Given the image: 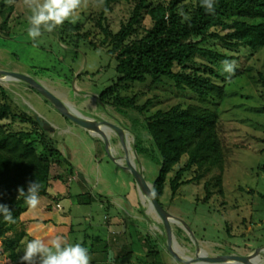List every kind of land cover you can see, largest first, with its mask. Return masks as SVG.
Instances as JSON below:
<instances>
[{"label":"rangeland","instance_id":"obj_1","mask_svg":"<svg viewBox=\"0 0 264 264\" xmlns=\"http://www.w3.org/2000/svg\"><path fill=\"white\" fill-rule=\"evenodd\" d=\"M12 5L14 9L10 12L9 22L0 26V69L33 75L86 117L125 125L132 134L126 154L134 165L144 168L145 176L152 185L159 173L160 155L158 153L154 160L139 152L137 155L135 148L138 138L143 139L147 148L153 145V139L145 128L146 116L177 104L186 107L193 103H209L214 106L215 101L202 100L195 91L179 89L174 80L166 79L161 84L150 80L144 83L123 82L128 87L124 91L137 93L140 103L152 101L145 114L105 106L100 101L101 92L118 82L121 76L116 70V59L105 48H95L86 39L79 47L66 44L61 34L62 26L51 33L43 32L33 42L27 36L31 12L23 0H16ZM100 8L95 6V0H89L87 7L82 6L72 20L64 24L80 23V31L84 32L92 27L90 17ZM131 12L128 3L116 4L108 12L112 28L119 31L122 23L130 19ZM2 22L0 18V24ZM218 43V48L232 56L238 65L232 78L225 81L230 76L223 71L222 62L226 60L223 58L216 66L220 77H213L218 86L225 85L222 99L216 103L221 113L220 128L226 149L225 194L214 193L209 202L204 201L207 196L204 180L183 184L175 194L170 183L174 175L171 173L161 199L167 211L192 226L193 233L176 223L185 230V237L181 239L185 253L196 260H200V247L207 255H218L243 247L264 246V85L261 78V73H264V48L252 55L245 47L238 52ZM4 83L10 86L22 108L42 121L63 155L52 157L56 162L48 193L40 196V204L35 210H29L26 205L22 213V224L29 229L27 235L19 242H13L10 236L0 239V264L19 262L30 240L39 238L47 242L58 235L87 249H90L91 242L101 240L104 246L98 253L102 255L103 250L107 253L117 244L120 249L133 247L137 250L138 260L131 262L130 256L126 255V264H151L146 256L148 244L145 245L144 239L145 236H152L155 241L158 236L160 240L155 241V246L162 251L165 264H177L168 249L161 217L143 196L145 194L139 188L136 177L119 167L120 161L111 151L114 148L119 155L116 131H109V145L65 117L38 90L19 81ZM212 90L214 96L217 90ZM21 124L17 122L15 126ZM37 146L40 152L47 154L41 141ZM185 162L183 160L176 168ZM195 172V169L188 172L186 179L192 178ZM55 183L60 188H56ZM82 193L92 195L87 203L79 202L77 195ZM106 220L125 221L132 232L126 236L119 235V240L115 239V235L102 240L96 229L100 233ZM87 238L88 246L85 243ZM163 244L166 249L162 250ZM90 251L91 259L98 256L95 249ZM137 256L133 258L137 259ZM103 263L108 264V261Z\"/></svg>","mask_w":264,"mask_h":264},{"label":"trees","instance_id":"obj_2","mask_svg":"<svg viewBox=\"0 0 264 264\" xmlns=\"http://www.w3.org/2000/svg\"><path fill=\"white\" fill-rule=\"evenodd\" d=\"M121 2L128 3L132 12L130 19L116 31L109 23L108 12ZM13 9L14 5H9L7 0H0V18L3 19L0 26L7 25ZM90 19L93 25L88 30L82 32L80 23L68 22L62 25L61 34L66 44L79 47L86 39L95 48H105L116 59V70L121 76L118 82L101 92L103 105L145 114L152 101L140 103L137 93L124 91L128 87L123 82L150 80L161 84L166 79L174 80L179 89L195 91L202 100L215 101L214 106L209 103H193L186 107L177 104L146 116L145 128L153 145L147 148L143 139L138 138L137 149L140 155L154 160L158 153L160 155L157 158L159 173L152 183L160 203L163 205L161 199L171 173L174 175L170 183L175 194L183 184L204 180L207 191L204 201L209 202L214 193L224 195L226 149L220 128L221 113L216 103L222 99L225 85L218 86L213 77H220L216 66L221 59L232 60L233 57L220 50L218 42L238 52L245 47L252 55L263 49L264 0H216L214 13L206 12L201 0H105L104 6ZM230 78L232 76L225 81ZM261 78L264 85V73ZM212 88L217 90L214 96ZM17 122H21V126H15ZM39 141L48 155L39 151ZM60 155L63 152L41 121L22 108L10 86L0 81V203L10 207L16 221L6 223L0 216V239L11 236L19 242L27 235L22 224L26 204L23 198H17V188L23 186L27 190L28 182L36 180L41 185L39 195H46L56 162L52 157ZM183 160L185 164L176 168ZM194 169V176L186 179V174ZM88 194H78L79 202L87 203L88 197H92ZM176 231L181 242L185 230L176 226ZM159 240L156 236L155 241ZM144 241L148 244V262L165 264L162 251L156 249L152 236H145ZM102 246L101 240L93 241L90 249L101 251ZM163 249H166L164 244ZM96 264L104 263L97 261Z\"/></svg>","mask_w":264,"mask_h":264},{"label":"clouds","instance_id":"obj_3","mask_svg":"<svg viewBox=\"0 0 264 264\" xmlns=\"http://www.w3.org/2000/svg\"><path fill=\"white\" fill-rule=\"evenodd\" d=\"M16 0H7L9 5L15 4ZM89 0H23V4L31 12L28 17L30 27L27 36L33 42L43 32L51 33L66 21L72 20L77 11L83 6L87 7ZM105 0H95L96 7H103ZM216 0H201V6L206 12H215ZM106 10V9H105ZM223 71L229 76L234 74L238 67L235 60H224ZM41 185L36 180H30L27 190L23 186L17 188V198H23L29 210H35L40 204ZM155 189L151 195L155 196ZM2 198V194H0ZM0 216L6 223L14 224L16 221L13 212L7 204L0 203ZM91 256L86 247L80 243H69L63 236H55L45 242L42 239L30 240L20 257L19 264H90ZM108 264H115V254L108 253Z\"/></svg>","mask_w":264,"mask_h":264},{"label":"water","instance_id":"obj_4","mask_svg":"<svg viewBox=\"0 0 264 264\" xmlns=\"http://www.w3.org/2000/svg\"><path fill=\"white\" fill-rule=\"evenodd\" d=\"M19 81L28 85L36 90H38L48 101H50L65 117L75 122L77 125L81 126L87 131L91 133L97 130L99 127H108L116 131L119 137V150L120 156L123 159V164L118 163L119 167L123 170L133 174L136 177V180L139 186L144 190L145 194L148 196L152 206L156 210V212L161 217L164 226L165 232H168L170 235V241L168 242V249L170 251L171 256L177 264H193L192 262L186 261L182 255L180 254V246L181 242L179 236L176 231V223L174 221L175 216L172 215L167 209L160 203L158 200L157 194L155 196L151 195V190L154 189L150 182L147 180L144 172V168L139 165H134L126 151L129 147V139L132 137L130 129H128L125 125L120 124L114 121L108 120H96L90 121L86 118H80L73 111L70 110L68 103L64 100L60 99L58 95L50 89L46 84L36 79L33 75H28L24 73H18L13 71H6L0 69V81ZM86 117V116H85ZM88 118V117H87ZM92 119V118H91ZM39 121H41L39 119ZM42 123V121H41ZM43 124V123H42ZM136 154L138 155L137 143L135 144ZM140 164V163H139ZM156 193V191H155ZM184 226V225H183ZM199 249H202L201 247ZM261 255L264 254V246H250L243 247L239 249H235L232 251H228L222 254L214 255L213 257H208L206 259H201L198 255L199 264H231L234 260L240 259L245 255ZM192 260L194 257L189 256Z\"/></svg>","mask_w":264,"mask_h":264},{"label":"crops","instance_id":"obj_5","mask_svg":"<svg viewBox=\"0 0 264 264\" xmlns=\"http://www.w3.org/2000/svg\"><path fill=\"white\" fill-rule=\"evenodd\" d=\"M56 188H60V186L58 185V183H55L54 184ZM84 190V189H83ZM76 195V194H75ZM70 196H73L70 195ZM139 196V195H138ZM140 202H141V199L138 200V203L140 205ZM60 204V203H58ZM133 207L135 206L134 204H132ZM135 209V207H134ZM72 211V210H71ZM69 216H71V213H69ZM66 217V216H65ZM109 219V218H108ZM23 222V221H22ZM113 224H112V223ZM106 225H101L103 226L102 228V231H99L96 229V233L98 235V237H101L102 240H105L106 238H108L109 236L111 237L112 235H115V239L119 240V235H128L129 233L132 232V230L130 229L131 227L127 226V223L125 221L121 222V223H118L116 221H113V220H106ZM121 225V226H119ZM25 226V225H24ZM112 227V228H111ZM118 228L120 231H118ZM25 229L27 231V233L29 232V229H28V226H25ZM118 235V236H117ZM10 239L14 242L13 238L10 236ZM100 239V238H99ZM89 242V239L87 238L86 239V242L87 243ZM104 242V241H103ZM90 244V243H89ZM82 245V244H81ZM90 248L93 246V242H91V244L89 245ZM134 246V245H133ZM130 247V246H129ZM128 246L127 247H124V248H119L118 247V244H117V247H115L114 249H111L112 252H114L115 254V264H126L128 261L126 260V255H129L130 258H131V262H135V260L137 261L138 260V256H137V250H133V247L131 249V247L129 248ZM112 248V247H111ZM88 251H90V249H88ZM91 252V251H90ZM99 251H97L98 253ZM108 253H106V250H103V255L98 253V256H94L92 259H91V262L90 264H96L97 261H102V262H106L108 261ZM135 255V257L137 256V259L133 258V256ZM107 257V258H106ZM125 257V258H124ZM128 257V256H127Z\"/></svg>","mask_w":264,"mask_h":264},{"label":"bare ground","instance_id":"obj_6","mask_svg":"<svg viewBox=\"0 0 264 264\" xmlns=\"http://www.w3.org/2000/svg\"><path fill=\"white\" fill-rule=\"evenodd\" d=\"M68 106H69L70 110L73 111V113H75V114H76L77 116H79L80 118H86V119H88V120H90V121H94L93 119H91V118H89V117H88V118L85 117V116L82 114V112H80V111H79L77 108H75L74 106L69 105V104H68ZM111 130H113V129L108 128V127H99L97 130L93 131L92 133H93L95 136L99 137L100 139L106 141V142L110 145L111 134H110L109 131H111ZM111 151L114 153V157H115V159H116L117 161H118V159H119L120 163L123 164V159H122L121 156H120V150H119V155H118V156H117V154H116L114 148H111ZM139 188H141V187L139 186ZM141 191L145 194V192H144V190H143L142 188H141ZM143 196H144L145 198H147L148 201L150 202V200H149V198H148V196H147L146 194L143 195ZM150 206H151V208L156 212V210H155L154 207L152 206L151 202H150ZM156 213H157V212H156ZM174 221L177 222V223H179V224H181V225H184L189 231H191V232L193 233V228H192V226H191L189 223H187L186 221H184V220H182V219H180V218H177V217L174 218ZM165 235H166V237H167L168 242L171 243L169 233H168V232H165ZM180 254L182 255V257H183L186 261H188V262H192L193 264H199V263L201 262V261H199V260H192V259L189 257V255L185 253V247H183L182 245L180 246ZM198 255H199L200 257H203V258H201V259H206V258H208V257H211V256L213 257V256H214V255H207L206 252H205L204 250H202V249H199V254H198ZM261 262L264 263V254H261V255H258V254H257V255H255V256L247 254V255L241 257L240 259L234 260L231 264H259V263H261Z\"/></svg>","mask_w":264,"mask_h":264},{"label":"built area","instance_id":"obj_7","mask_svg":"<svg viewBox=\"0 0 264 264\" xmlns=\"http://www.w3.org/2000/svg\"><path fill=\"white\" fill-rule=\"evenodd\" d=\"M58 207H61V205H60V204H58Z\"/></svg>","mask_w":264,"mask_h":264}]
</instances>
